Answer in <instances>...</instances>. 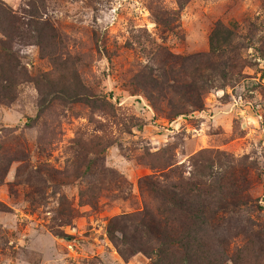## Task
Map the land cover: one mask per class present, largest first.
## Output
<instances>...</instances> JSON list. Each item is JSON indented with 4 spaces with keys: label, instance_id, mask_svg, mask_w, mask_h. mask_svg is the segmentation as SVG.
<instances>
[{
    "label": "rangeland",
    "instance_id": "374dc122",
    "mask_svg": "<svg viewBox=\"0 0 264 264\" xmlns=\"http://www.w3.org/2000/svg\"><path fill=\"white\" fill-rule=\"evenodd\" d=\"M0 66V264H264V0H0Z\"/></svg>",
    "mask_w": 264,
    "mask_h": 264
},
{
    "label": "trees",
    "instance_id": "16d2710c",
    "mask_svg": "<svg viewBox=\"0 0 264 264\" xmlns=\"http://www.w3.org/2000/svg\"><path fill=\"white\" fill-rule=\"evenodd\" d=\"M17 19L13 14H8L6 17L7 27L3 32H1L6 38L10 39L12 33L17 29L15 23ZM17 27V28H16ZM9 52V48L6 49L5 55ZM5 55H2L5 57ZM10 74H12L13 67L10 65ZM5 69V68H4ZM2 66H0V72L4 71ZM179 182H173L169 187L165 185H160L159 183H149L150 189H152L160 198L167 204L171 206V213L176 212L178 215L185 217L187 222L190 221H200L205 223L204 219L205 214V204L206 201H200L201 195H205V192H200L201 186L198 183H192L191 181L186 182L182 185ZM207 194V193H206ZM208 195V194H207ZM210 195V194H209Z\"/></svg>",
    "mask_w": 264,
    "mask_h": 264
}]
</instances>
